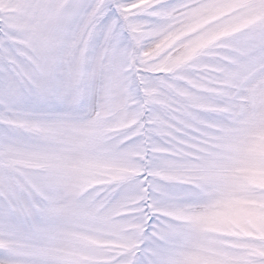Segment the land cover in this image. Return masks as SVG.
<instances>
[{"label":"snow or ice","instance_id":"1","mask_svg":"<svg viewBox=\"0 0 264 264\" xmlns=\"http://www.w3.org/2000/svg\"><path fill=\"white\" fill-rule=\"evenodd\" d=\"M0 264H264V0H0Z\"/></svg>","mask_w":264,"mask_h":264}]
</instances>
